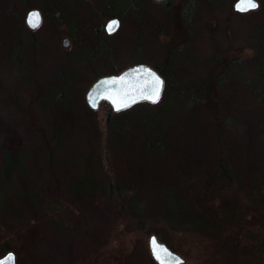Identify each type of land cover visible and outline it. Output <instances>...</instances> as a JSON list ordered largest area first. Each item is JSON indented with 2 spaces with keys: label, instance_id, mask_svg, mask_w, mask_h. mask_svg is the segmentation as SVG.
<instances>
[{
  "label": "rangeland",
  "instance_id": "374dc122",
  "mask_svg": "<svg viewBox=\"0 0 264 264\" xmlns=\"http://www.w3.org/2000/svg\"><path fill=\"white\" fill-rule=\"evenodd\" d=\"M106 1L0 0V256L131 264L155 233L180 264H264V0H122L112 36ZM142 60L168 106H89L92 82Z\"/></svg>",
  "mask_w": 264,
  "mask_h": 264
},
{
  "label": "water",
  "instance_id": "95a60500",
  "mask_svg": "<svg viewBox=\"0 0 264 264\" xmlns=\"http://www.w3.org/2000/svg\"><path fill=\"white\" fill-rule=\"evenodd\" d=\"M256 2L260 7V1L256 0ZM237 3H239V0H236L235 3H233L235 10V5ZM251 10L254 11L255 9ZM34 11L39 12L41 24L42 16L39 9L34 8L30 10L29 13H27L28 16ZM111 21L119 22V18L116 17L110 19L107 25ZM67 44V41H65L64 45ZM154 75L155 77H158L160 81H162V85L159 86V98L156 100L157 102L162 96L165 78L153 66L143 61L132 64L119 73L99 77L95 82H93L87 93H85L87 102L91 108L97 109L102 100H108L115 110L127 108L133 103L142 100L152 102V98L155 97L158 88V84L154 79ZM153 238H155L156 242L155 253L153 251V245L151 243ZM149 248L151 251V255L153 256L155 261L158 262V264H180L185 260V258L180 255V253L172 250L165 242H161V240H159L157 234L155 233H152L149 237ZM10 253L14 255L15 264H17V254L14 250H8L4 254H2L0 256V260H3Z\"/></svg>",
  "mask_w": 264,
  "mask_h": 264
},
{
  "label": "trees",
  "instance_id": "16d2710c",
  "mask_svg": "<svg viewBox=\"0 0 264 264\" xmlns=\"http://www.w3.org/2000/svg\"><path fill=\"white\" fill-rule=\"evenodd\" d=\"M130 3H131L130 4L131 6H136L134 4V2L133 3L130 2ZM254 12H256V10H254V11L252 10V13H254ZM160 71L162 72L163 75H165L164 70H160ZM168 85H169V83H168V81H166V88L164 89V93H163V95H162V97L160 98L159 101L153 103V102H150V101L143 100L141 102L134 103L133 105H131L128 108H124L123 110L116 111L115 113L116 114H125V113H127V114H133L134 111L135 112L138 111V112H141L143 114V117H144V115L150 116V117L151 116H155V113L156 112H153L155 110H154V108H152V106L154 107V106H157V105H160V106L161 105H164L162 109H164L165 106H168V103H166V102H168L170 98H168L166 96V93H165L167 91L166 89L168 88ZM258 95H262V94H258ZM107 105H108V107L110 109V111H109L108 114H109L110 119L112 120V118H114L113 115H116V114L111 113L112 108L109 105V103H107ZM147 109H150V110L146 113ZM127 126L130 127L131 126V123H128ZM111 127H112V130H114V131L116 130V128H115V126H114L113 123L111 124ZM233 146H234V144H233ZM248 176H251V174L248 173V172L244 173V175H240L239 176V180L242 181V183L246 184L247 187H249L251 185V183H250L251 181L249 180V177ZM195 223H197V227H201L202 226V225H199V223H202L201 220H199V219H197V221ZM149 261L152 262L151 264H157L152 258H150V253L147 252V251L146 252L144 251V248L143 249L137 248L135 250V252H133L131 254V258L129 259V263H131V264H145L146 262H149Z\"/></svg>",
  "mask_w": 264,
  "mask_h": 264
},
{
  "label": "flooded vegetation",
  "instance_id": "af4514ba",
  "mask_svg": "<svg viewBox=\"0 0 264 264\" xmlns=\"http://www.w3.org/2000/svg\"><path fill=\"white\" fill-rule=\"evenodd\" d=\"M67 1H69V0H67ZM119 1V2H118ZM122 0H107L106 2H105V8H103L104 10V12L106 11H108L107 13H109V15L111 16V17H109L106 21H105V23H104V25H103V27H102V29L100 30V31H102L104 34H106L107 36H112V35H115L116 33H118V31L121 29V27H122V19H121V14H119L118 12L116 13V11H113L111 8H112V6H115V5H117L118 3H120ZM155 1H157V2H160V1H166V0H155ZM34 8H37V9H39V11L41 12V16H42V21H41V24H40V26L38 27V28H36V29H32L31 27H29V25L27 24V16H28V14L27 13H29V11L30 10H32V9H34ZM119 18V27L116 29V31L115 32H112V33H109L108 31H107V23H108V21L110 20V19H112V18ZM45 18H46V13H45V10L43 9V10H41V8H39V7H31V8H29L28 9V11L26 12V15H25V26L27 27V28H25V31L26 32H28L30 35L31 34H33L35 31H37V30H39L42 26H43V24H44V22H45ZM61 21H63V20H58V22H61ZM57 22V25L59 24ZM69 23V22H68ZM70 24V23H69ZM69 26H71L70 27V29H72L73 31L75 30V29H73V25H69ZM69 29V28H68ZM69 29V30H70ZM104 29V30H103ZM71 31V30H70ZM101 33V32H100ZM32 37V36H31ZM33 38V37H32ZM67 39V40H66ZM70 40H71V38H70V36H66V37H64L63 38V40H62V42L61 43H64L65 41H67V43L68 44H70L69 42H70ZM67 44V45H68ZM143 61V60H142ZM142 61H138V62H142ZM144 62V61H143ZM137 63V62H136ZM134 64V63H133ZM149 64V63H148ZM151 66H153L156 70H158L159 72H160V70L157 68V67H155L154 65H152L151 64ZM126 68V67H125ZM124 68V69H125ZM124 69H122V70H124ZM122 70H120V71H122ZM120 71H118V72H112V73H108V74H104V75H110V74H116V73H119ZM161 73V72H160ZM162 74V73H161ZM104 75H101V76H104ZM165 85H166V82H165ZM107 100H103V102H101V103H105ZM107 103H109V105L111 106V108H112V110H113V106H112V104L108 101ZM121 109H119V110H115V111H120ZM149 256V255H148ZM150 258H152L154 261H155V259L153 258V256L151 255V252H150ZM157 264H158V262L157 261H155ZM148 263H152L151 261H149Z\"/></svg>",
  "mask_w": 264,
  "mask_h": 264
},
{
  "label": "snow or ice",
  "instance_id": "6c2138e0",
  "mask_svg": "<svg viewBox=\"0 0 264 264\" xmlns=\"http://www.w3.org/2000/svg\"><path fill=\"white\" fill-rule=\"evenodd\" d=\"M240 4L251 5L252 8L255 7L254 0H239V3L236 4V10L240 11V12H247V11L251 10V8H249V7L241 8ZM28 24L33 29H36V28H38L40 26V14H39V12H35L34 11V12L29 14V16H28ZM118 27H119V22L118 21H111L107 25V31L109 33L115 32ZM154 79L157 81L158 88H157L155 97L152 98V102L153 103H155L156 100L159 98V86L162 85V81H160L158 77H155V75H154ZM151 243L153 245V251L155 253V245H156L155 238H153ZM0 264H15L14 255L10 253L3 260H0Z\"/></svg>",
  "mask_w": 264,
  "mask_h": 264
},
{
  "label": "clouds",
  "instance_id": "9594fccd",
  "mask_svg": "<svg viewBox=\"0 0 264 264\" xmlns=\"http://www.w3.org/2000/svg\"><path fill=\"white\" fill-rule=\"evenodd\" d=\"M254 3H255V7L254 8H252V6L251 5H245V4H240V7L241 8H244V7H249V8H251V9H258L259 8V4L256 2V0H254ZM235 8H236V5H235ZM27 24H28V19H27ZM29 25V24H28ZM29 27H31L30 25H29ZM32 28V27H31ZM33 29V28H32Z\"/></svg>",
  "mask_w": 264,
  "mask_h": 264
}]
</instances>
